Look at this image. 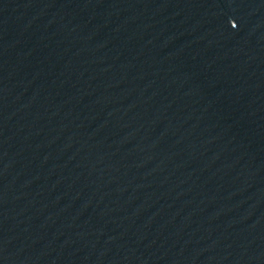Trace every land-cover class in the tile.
I'll use <instances>...</instances> for the list:
<instances>
[{
  "label": "water",
  "instance_id": "1",
  "mask_svg": "<svg viewBox=\"0 0 264 264\" xmlns=\"http://www.w3.org/2000/svg\"><path fill=\"white\" fill-rule=\"evenodd\" d=\"M0 264H264V0H0Z\"/></svg>",
  "mask_w": 264,
  "mask_h": 264
}]
</instances>
